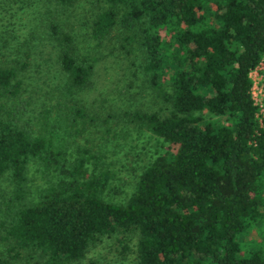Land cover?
I'll list each match as a JSON object with an SVG mask.
<instances>
[{
  "label": "trees",
  "instance_id": "1",
  "mask_svg": "<svg viewBox=\"0 0 264 264\" xmlns=\"http://www.w3.org/2000/svg\"><path fill=\"white\" fill-rule=\"evenodd\" d=\"M103 1L87 35L99 43L117 28L136 41L141 71L168 108L121 116L161 149L122 202L108 200L100 151L77 140L108 122L86 99L93 60L76 52L74 34L50 13L42 39L59 75L44 87L28 76V50L15 46L21 54L7 58L2 37L0 178L11 188L0 264H14L21 250L38 251L35 264H72L117 231H136V264H264L263 226L252 246L237 237L264 220V114L255 115L248 75L264 54V0ZM28 161L45 176L35 197L26 188Z\"/></svg>",
  "mask_w": 264,
  "mask_h": 264
},
{
  "label": "rangeland",
  "instance_id": "2",
  "mask_svg": "<svg viewBox=\"0 0 264 264\" xmlns=\"http://www.w3.org/2000/svg\"><path fill=\"white\" fill-rule=\"evenodd\" d=\"M103 6V0H74L64 7L55 6L49 0H15L7 8L0 5V43L2 37L6 36L8 47L3 48V54L10 51L17 53L15 46L18 45L21 49L26 48L30 55L28 76L41 86L48 87L56 81L59 74L52 63L53 51L49 49L45 39H42L41 28L45 17L50 13L56 15L64 29L72 31L76 52L93 60L86 99L93 109L102 112L101 116L108 120L105 124L100 120L94 127L88 126L77 140L83 142L85 137L92 149L100 151L104 167L108 171L104 196L108 200L122 202L132 190L139 170L156 150L161 149V140L145 129L127 122L121 115L125 110L133 109L164 114L168 103L148 85L140 68L141 55L136 41H125L124 32L117 28L112 29L99 43L87 35L93 13ZM12 46L14 47L11 48ZM13 55L8 53L7 58ZM263 66L264 54L251 72L255 81L259 75L264 74ZM100 103L103 107L98 108L96 105ZM204 116L223 120L208 112ZM26 177L28 196L35 197L36 189L45 184V176L37 170L36 164L28 161ZM10 188L8 176L3 175L0 178V221L8 216L7 198ZM262 226L264 228V220L237 234L242 248L252 246L255 240L260 239ZM2 233L0 226V234ZM136 237V231H117L99 236L89 244L84 256L72 264H136ZM8 245L0 239V249L3 250ZM39 259L38 251L21 250L20 256L13 261L14 264H35Z\"/></svg>",
  "mask_w": 264,
  "mask_h": 264
},
{
  "label": "built area",
  "instance_id": "3",
  "mask_svg": "<svg viewBox=\"0 0 264 264\" xmlns=\"http://www.w3.org/2000/svg\"><path fill=\"white\" fill-rule=\"evenodd\" d=\"M255 67L252 68L248 73V75L251 78V85H250L249 91H250V96L253 100V103L257 105V110H256L255 115L257 119L260 120V116L264 114V74L259 75L257 77V81H255L251 77V72L255 69ZM263 69H264V66H263Z\"/></svg>",
  "mask_w": 264,
  "mask_h": 264
}]
</instances>
